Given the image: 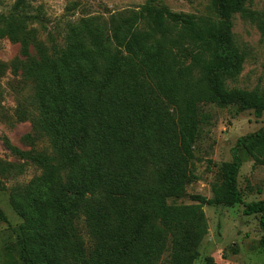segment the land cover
<instances>
[{"label": "trees", "instance_id": "trees-1", "mask_svg": "<svg viewBox=\"0 0 264 264\" xmlns=\"http://www.w3.org/2000/svg\"><path fill=\"white\" fill-rule=\"evenodd\" d=\"M211 3L214 15L175 13L150 0L68 23L57 57L33 26L30 0L0 15V39L17 43L23 58L13 72L31 87L15 110L31 126L28 161L0 159V180L30 164L38 170L9 195L22 218V264H193L208 233L204 205L241 204L244 215H258L264 249V200L244 202L236 187L239 152L264 165V129L237 140L211 197L168 203L197 180L194 148L211 124L207 105L264 112L262 91L227 85L244 61L233 18L259 21L253 0ZM6 71L0 62V75Z\"/></svg>", "mask_w": 264, "mask_h": 264}, {"label": "rangeland", "instance_id": "rangeland-1", "mask_svg": "<svg viewBox=\"0 0 264 264\" xmlns=\"http://www.w3.org/2000/svg\"><path fill=\"white\" fill-rule=\"evenodd\" d=\"M150 0H30V15L35 17L33 26L53 56L60 53L68 23L90 17H108L123 9H136ZM159 7L175 13L196 16L214 15L211 0H152ZM16 0H0V15L13 12ZM260 20L233 18L232 37L244 55L242 69L234 80H227L231 88L247 91L259 89L264 93V0H253L250 7ZM38 15V19H37ZM23 58L17 43L0 39V62L7 65L0 75V159L22 164L28 161L30 147L24 137L31 132L28 121H19L15 110L17 99L31 93L13 70L21 66ZM211 124L199 138L194 148L193 167L197 180L188 185L182 196L169 198L170 205L191 204L192 195L211 197L212 185L219 183L224 174L223 165L233 161V153L239 138L261 132L264 129V112L256 115L252 109L240 110L237 105H207ZM22 152L15 155L7 145ZM241 166L236 175V187L244 202L264 200V165L254 162L239 152ZM37 168L26 166L23 174L10 180H0V264H22L16 241L17 227L22 218L12 209L9 195L15 186L23 185L34 175ZM208 233L199 248V256L193 264H206L212 257L216 264H264V249L259 241L263 230L258 215L246 216L243 206L204 205ZM169 248L163 254L168 258Z\"/></svg>", "mask_w": 264, "mask_h": 264}]
</instances>
